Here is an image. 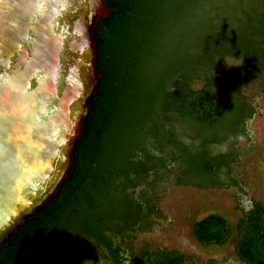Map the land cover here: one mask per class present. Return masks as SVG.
Segmentation results:
<instances>
[{"label":"trees","instance_id":"16d2710c","mask_svg":"<svg viewBox=\"0 0 264 264\" xmlns=\"http://www.w3.org/2000/svg\"><path fill=\"white\" fill-rule=\"evenodd\" d=\"M102 2L110 15L92 31L100 80L72 168L0 244V264H186L179 251L132 245L161 217L158 185L244 193L232 165L257 113L244 87L264 95V0ZM237 208L234 230L210 214L192 236L230 242L237 264H264V205Z\"/></svg>","mask_w":264,"mask_h":264},{"label":"water","instance_id":"95a60500","mask_svg":"<svg viewBox=\"0 0 264 264\" xmlns=\"http://www.w3.org/2000/svg\"><path fill=\"white\" fill-rule=\"evenodd\" d=\"M109 15L102 0H0V244L68 177Z\"/></svg>","mask_w":264,"mask_h":264},{"label":"rangeland","instance_id":"374dc122","mask_svg":"<svg viewBox=\"0 0 264 264\" xmlns=\"http://www.w3.org/2000/svg\"><path fill=\"white\" fill-rule=\"evenodd\" d=\"M238 65L234 60L227 62L228 69L239 68ZM225 83H228L229 91V81ZM245 87L247 95L254 97L257 113L247 125L248 137L240 139L234 146L236 159L232 165L244 193L218 188L182 187L166 178L156 191V204L161 217L155 218L149 229L135 236L132 242L135 249L176 250L190 259L186 264H237L230 242L222 247L202 246L194 240L192 226L196 221L215 214L226 219L234 230L241 218L237 205L245 209L251 201L264 205V95L252 84ZM198 88L199 85H196L195 89ZM217 149L223 151L225 148Z\"/></svg>","mask_w":264,"mask_h":264}]
</instances>
